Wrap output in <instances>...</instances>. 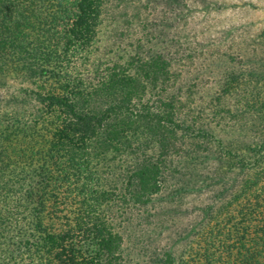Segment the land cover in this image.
Wrapping results in <instances>:
<instances>
[{
  "label": "trees",
  "instance_id": "trees-1",
  "mask_svg": "<svg viewBox=\"0 0 264 264\" xmlns=\"http://www.w3.org/2000/svg\"><path fill=\"white\" fill-rule=\"evenodd\" d=\"M168 1L0 0V264H264V30L205 83Z\"/></svg>",
  "mask_w": 264,
  "mask_h": 264
},
{
  "label": "rangeland",
  "instance_id": "rangeland-1",
  "mask_svg": "<svg viewBox=\"0 0 264 264\" xmlns=\"http://www.w3.org/2000/svg\"><path fill=\"white\" fill-rule=\"evenodd\" d=\"M136 1H140L141 5L147 3L144 13L149 19L158 18L161 10L170 4L168 0ZM179 1H181L180 9L182 7L186 16L177 23L180 38L197 47V52L193 54V60L187 62V68L195 75L200 70L201 80L205 83L218 78L216 72L207 74V72L204 73L203 66H198L199 60L197 61V59H202L206 55L205 52L225 51L236 57L234 52H239L237 50L238 43L246 42L247 45H250L263 40L264 0H178L177 2ZM137 25L136 23L135 27ZM198 50L204 51V55L199 56ZM239 60L240 57H236V61L239 62ZM197 68H199L198 71ZM173 217L178 219L173 214H167L168 219ZM179 218L184 219L186 216L183 214V217L179 216ZM134 219H132L133 223ZM124 233L125 245L128 246V250L132 251L137 243L136 233L141 232L128 227ZM162 242L164 243L165 240Z\"/></svg>",
  "mask_w": 264,
  "mask_h": 264
}]
</instances>
